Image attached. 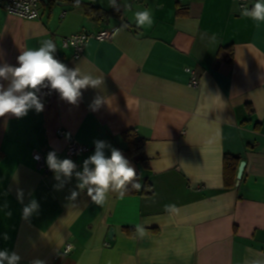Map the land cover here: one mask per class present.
<instances>
[{"label":"crops","instance_id":"1","mask_svg":"<svg viewBox=\"0 0 264 264\" xmlns=\"http://www.w3.org/2000/svg\"><path fill=\"white\" fill-rule=\"evenodd\" d=\"M83 4L120 17L97 21ZM240 8L238 0H42L39 18L23 19L0 4V65L19 66L22 51L51 39L59 62L102 80L76 104L55 90L42 102L38 92L41 112L0 117V250L17 253L19 264H264V23ZM145 9L153 24L138 27L134 13ZM114 28L111 40H89L79 58L63 46L76 33ZM228 47L233 62L220 55ZM130 130L146 140L148 168L127 153ZM71 136L89 151L68 154ZM97 140L111 146L108 157L111 148L122 152L139 190L148 179L154 192H109L97 205L78 189L75 173ZM52 151L76 164L71 178L38 168L34 155L49 168ZM226 154L246 163L233 188L224 183ZM33 199L38 209L25 219ZM67 244L73 249L64 253Z\"/></svg>","mask_w":264,"mask_h":264},{"label":"clouds","instance_id":"2","mask_svg":"<svg viewBox=\"0 0 264 264\" xmlns=\"http://www.w3.org/2000/svg\"><path fill=\"white\" fill-rule=\"evenodd\" d=\"M79 3V0H78ZM114 5L115 0H110ZM125 7L130 8V5ZM119 10V9H117ZM242 17H248L256 22L257 27L264 23V0H255L251 8L242 6L237 9ZM135 23L138 27L151 26L153 19L148 9L134 13ZM35 18V13L30 17ZM215 40L216 37L214 36ZM56 51V45L51 39L44 40L42 45L36 49H27L17 57L19 66L8 64L0 65V80L7 81V87L0 83V117L12 114L17 118L27 114L29 109L35 108L41 112L44 105L38 98L37 93L41 87H50L57 91L61 98L71 104H76L81 97L82 89L97 87L102 83L101 78H93L90 74H82L79 67L69 69L64 63L59 62L52 55ZM47 81V84L45 82ZM99 98L93 101L96 107L101 105ZM95 152L83 162V171L75 173L79 183L78 189L87 188V195L91 200L101 205L106 202L109 192H119L123 196L126 185L132 182V188L139 190L141 184L133 182L136 178V171L122 152L111 148L110 157L103 151L105 147H111L104 141H94ZM46 163L54 172L55 178L60 180L61 174L71 178L76 164L71 159L60 160L55 151L47 154ZM92 165L93 167H89ZM79 193L73 191L71 198L75 199ZM22 191L18 192V199L22 202ZM38 209L36 200H31L23 208V218H29ZM142 232V230H141ZM7 239V236H5ZM21 257L15 252L0 250V264H19ZM32 264H44L37 259ZM258 264V262H252Z\"/></svg>","mask_w":264,"mask_h":264},{"label":"trees","instance_id":"3","mask_svg":"<svg viewBox=\"0 0 264 264\" xmlns=\"http://www.w3.org/2000/svg\"><path fill=\"white\" fill-rule=\"evenodd\" d=\"M87 14L97 21H102L112 16L120 17V13L117 11H104L98 7L83 4ZM227 51L224 59L228 62H233L234 51L232 47H228L221 52ZM55 59L59 61L56 55H53ZM47 84V81L45 82ZM53 90L50 87H41L39 91L40 99L42 102H47L52 95ZM125 141L128 143L127 153L129 157L136 163H140L144 168H148L149 161L145 154L146 140L138 135L135 130L127 131L123 134ZM242 159L238 155L226 154L224 157V183L226 188H233L237 182V173ZM133 182H139L141 184V177L136 175ZM125 193L127 195H151L154 189L148 179L143 180L142 190H136L132 188V182L126 185ZM128 234H131L132 229H126Z\"/></svg>","mask_w":264,"mask_h":264},{"label":"built area","instance_id":"4","mask_svg":"<svg viewBox=\"0 0 264 264\" xmlns=\"http://www.w3.org/2000/svg\"><path fill=\"white\" fill-rule=\"evenodd\" d=\"M242 6L248 0H238ZM41 3L42 0H0V4L6 10L8 14L15 15L21 17L23 19H31L33 13H35V18H39L41 12ZM64 15H62V18ZM116 29L104 30L97 34H89L87 32H79L69 37H65L63 39L64 48H72L74 50V58H79L82 56L85 45L91 39H96L98 41H107L111 40ZM189 73L192 75L190 86L197 88L199 86V80L197 75L191 69H187ZM58 135L60 137L68 136L67 131L64 129H60L58 131ZM67 152L70 155L81 156L89 151V147L77 142V140L71 136L69 137V142L67 145ZM34 159L38 164V168L41 170H45L46 172H51L50 168H47L44 157L40 153H36L34 155ZM73 249L71 244H67L64 253H69Z\"/></svg>","mask_w":264,"mask_h":264},{"label":"water","instance_id":"5","mask_svg":"<svg viewBox=\"0 0 264 264\" xmlns=\"http://www.w3.org/2000/svg\"><path fill=\"white\" fill-rule=\"evenodd\" d=\"M245 165L246 163L245 162H241L240 166H239V169H238V173H237V181L239 183V181L241 180L242 178V175H243V172H244V168H245ZM113 229H111L110 231V236L113 234Z\"/></svg>","mask_w":264,"mask_h":264}]
</instances>
